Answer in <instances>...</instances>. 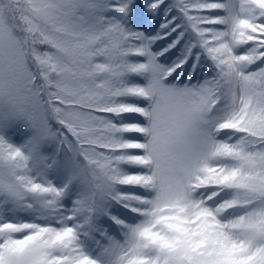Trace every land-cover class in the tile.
<instances>
[{"label": "snow or ice", "instance_id": "1", "mask_svg": "<svg viewBox=\"0 0 264 264\" xmlns=\"http://www.w3.org/2000/svg\"><path fill=\"white\" fill-rule=\"evenodd\" d=\"M0 264H264V0H0Z\"/></svg>", "mask_w": 264, "mask_h": 264}, {"label": "rangeland", "instance_id": "2", "mask_svg": "<svg viewBox=\"0 0 264 264\" xmlns=\"http://www.w3.org/2000/svg\"><path fill=\"white\" fill-rule=\"evenodd\" d=\"M139 23L142 24L144 27H149L150 26L149 22L146 21V20H141V21H139Z\"/></svg>", "mask_w": 264, "mask_h": 264}]
</instances>
